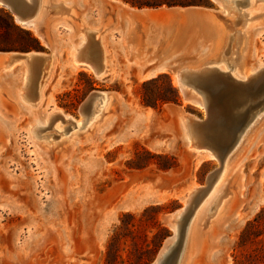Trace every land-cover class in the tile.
I'll list each match as a JSON object with an SVG mask.
<instances>
[{
	"label": "rangeland",
	"instance_id": "rangeland-1",
	"mask_svg": "<svg viewBox=\"0 0 264 264\" xmlns=\"http://www.w3.org/2000/svg\"><path fill=\"white\" fill-rule=\"evenodd\" d=\"M208 1L209 6L187 9L207 13L201 23L185 12L157 22L173 30L179 20L184 29V46L188 45V51L173 62L170 72L161 73L168 74L172 81L178 78L176 73L181 68L206 66L193 52L200 39L198 29L202 27L206 34L218 35L220 43L222 6L242 20L250 10L264 19V0H230V6L226 5L227 0ZM76 3L74 0L78 10ZM207 8L216 10L215 14ZM51 14H43L36 23L45 36L43 40L37 36V29L15 22L7 7L0 6V53L37 46L35 39L43 44L41 52L50 53L47 46L69 27L57 26ZM74 17H78L77 13ZM78 32L75 45L67 52V62L58 72L51 57V85L36 109L19 103L21 63L12 69L20 71L15 93L0 102V264H155L175 235L172 219L186 207L187 196L196 187H200L199 192L206 190L209 175L220 168L214 150L216 158L212 159L187 145L185 118H205V107L196 95L186 99L179 86L180 104H165L160 109L144 106L140 96L142 84L161 74L146 78L152 67L134 65L129 60L116 64L108 77L110 70L99 78L84 66L74 68L76 48L81 43ZM104 58L107 60L106 54ZM254 59L264 65V36L255 40ZM206 73L220 76L218 72ZM9 74L1 71L0 64V76ZM263 76L264 69L249 82ZM222 77L229 80L224 83L228 88L236 86L229 77ZM165 83V79L158 83L161 93L165 92ZM201 86L198 92L206 102V88ZM97 93L112 97L111 124L83 137L89 123L78 129L75 120L83 119L85 102ZM99 104L97 101L95 106ZM101 108L102 105L98 110ZM54 111L75 120L62 123V118L53 116L48 124L45 122L46 126L34 132L33 125L43 122ZM259 116L240 151L231 158L224 185V189L234 193L224 223L219 225L228 242L218 249L210 239H199L200 234L212 230L204 229L209 217L204 212L203 225L195 233V254L190 264H234V249L241 233L264 209V106L247 125ZM195 125L191 128L197 142H209V146L215 143L210 134ZM72 136L82 138L62 145ZM144 150L150 155L139 156ZM199 192L192 195L194 207L203 195ZM258 239H264V234ZM211 250H216L213 260L208 256Z\"/></svg>",
	"mask_w": 264,
	"mask_h": 264
},
{
	"label": "bare ground",
	"instance_id": "bare-ground-1",
	"mask_svg": "<svg viewBox=\"0 0 264 264\" xmlns=\"http://www.w3.org/2000/svg\"><path fill=\"white\" fill-rule=\"evenodd\" d=\"M12 1H14L18 7L20 6L23 8V14L27 17L25 20H19V18L16 17V22L22 24L25 28L30 27L33 29L34 27L35 29H37V36L42 38L43 40L45 37L43 32H41L39 28H36L37 20L42 18L43 14L51 12V15L56 18L57 26L60 27L61 25L68 27V25L70 26L72 24L69 23L71 20H73L74 14L76 13V9L74 7V0ZM116 1L121 2L120 0ZM213 1H215V3L218 2V0ZM227 4H230V0L226 1V5ZM0 6L7 7L6 5H4L2 0H0ZM246 6L247 5H245V7ZM250 11H248V17L245 20H242L237 18V15L236 17L232 16L233 13L230 14L229 12H227L224 6H222L221 12L223 15L220 19V23L222 24L223 32L221 36L222 39H219L221 42H218L219 44L217 45L216 50L213 51L210 48H205L202 51L201 55L199 54L201 56V59L205 61L206 66L203 65V67H200L198 69H194L192 67H185V71L180 73V75L185 73L192 76L194 75V73L199 72H218L220 76L229 77V79L232 80L233 85H236L238 87V91L242 92V86L246 83H249V81L254 76H256L264 69V65H259V63L254 59L255 40L259 36H264V19L261 18L260 14H255L253 10ZM161 12L165 13V11ZM179 13H181V11ZM157 17L159 18L160 15H157ZM243 17H246V15H243ZM86 19L87 18L83 19L84 27H82V30L80 31L81 43L76 48L77 53L75 54L76 58H74L75 61L73 62V67L78 68L80 66H84L85 68L91 70L97 77L101 78L110 70V64L104 58L105 52L101 51L100 47H98V42H100L102 38V32L100 27L94 24H89ZM51 57V55L45 53L41 54L34 51L27 54H20L14 52H4L0 54L1 71L6 74H9L11 71H13L12 69H14L17 63H21L19 65L21 66L22 83L18 87V97L21 101H19L20 105L26 106V108L29 109H36L38 107L39 103L43 99L44 93L47 89L50 88L51 85L50 80L53 75L54 67L53 63L50 61L52 60ZM214 64H217V66H210ZM180 75L178 78L176 77L173 79L174 85L176 87L180 86V88L184 92V95L186 96V99H188V96L190 95H196L200 100V105L205 107V102L200 93L198 92L199 89L202 90L201 85H203V83H201L196 78L192 77L191 80L194 84L191 85V87H186V85L181 82ZM236 75H238L239 77H237ZM262 78L263 79L261 80L264 81V76ZM97 101L100 102L99 106L102 105V108L99 110V106H95V103ZM112 105V97L108 93H97L96 95H90L82 109L83 119L81 121L75 120L73 117L65 116L61 113V111H54L51 113L52 115L47 114L44 117L43 122H36V125H33L32 129L35 132L36 128L46 126L49 122L47 121L49 118H54L53 116H58L59 118H62V123H69L70 121L75 120V127H77L78 129L83 128L85 124L88 125L89 123L87 128L83 131L84 133H82L83 137H89L97 132H100L101 130L103 131V129L105 130L106 127L108 128V126H110V122L112 120V113L110 109L112 108ZM88 115H90L89 118H87ZM261 116H259L258 118L256 117L257 119L251 121L245 127V129L241 131L239 137L228 152H226L224 155H219L220 158L218 157V159L220 162V168L216 169L213 173L209 175L207 183L208 187L206 188V190L199 192L200 187H196L187 196V198L185 199L186 209L183 208V210H178L177 214L172 219V227L175 235L172 240L166 244V247L160 253L158 259L164 255L171 254L173 248L177 243L178 233L179 231H181L183 233V236L179 249L175 251L174 256L170 258L166 262V264H190L195 254V233L197 227L203 225L202 222L205 214L204 212L209 213V217L206 221L207 228L204 229L210 231L214 226L224 220L227 208L229 207V204L234 198L233 191L230 192L229 190L224 189L226 177L231 166V158L235 156L239 148L242 147L241 144L243 140L247 136L251 127H253L254 123L258 121ZM87 120L89 121L87 122ZM197 121L199 120L189 116L185 118V124L187 125L188 148L195 150L198 153L205 154L212 159H215L216 152L214 153V149L208 145L209 142H204L201 144L193 138L195 132H192L191 127L193 124L198 125ZM81 138V136H72L70 139L66 140V142L62 145L65 146V144L77 142L81 140ZM194 192L203 193L201 198L198 199V202L195 207L193 205L192 196L194 195ZM186 212H188V214L184 217ZM208 256L210 259L213 260L216 257V250H211ZM158 259L155 264L158 263Z\"/></svg>",
	"mask_w": 264,
	"mask_h": 264
},
{
	"label": "crops",
	"instance_id": "crops-1",
	"mask_svg": "<svg viewBox=\"0 0 264 264\" xmlns=\"http://www.w3.org/2000/svg\"><path fill=\"white\" fill-rule=\"evenodd\" d=\"M76 4L79 5V11L76 10L78 17L74 19L72 24L70 23L71 25L68 28L62 30L59 33L60 35L57 34L59 36L51 42L50 46H47L50 51L48 55L51 54L53 57L57 72L61 65L66 64L67 52L72 50L73 45H75L76 40H74V37L78 31V34L80 33L84 18H87L101 29L102 38L98 42V47H100L101 51L105 52L110 64V71L106 77L113 72L116 64L118 65V63L121 64L129 60L134 65L152 67L146 78H154L158 74L170 72L174 64L173 62L179 57L184 56L185 51H188L186 48L188 45L184 46L186 43H184V29L182 24H180L181 21L177 20L175 27L171 30L157 23L158 20L178 16L182 12H185L191 15L193 21L201 23L207 15L204 11H187L189 8L197 7H181L183 8L181 9L178 6L138 9L131 7L123 1L119 2L116 0H77ZM179 10L181 13H179ZM207 10L213 11L214 14L216 12V10L208 8ZM161 11H165V13ZM157 15H160V17L158 18ZM198 36H200V39L193 52L201 55L205 48H210L213 51L216 50L218 35L206 34L202 27H200L198 29ZM186 68H181L177 71L176 76L178 75L179 77L180 73L185 71ZM194 74L208 75V73L200 72ZM19 76L20 71L18 68L13 70L9 75L0 76V102L13 96ZM223 223L221 222L214 226L211 232L206 235L200 234L199 239H210L211 243L216 246L215 248H224L228 239H226L222 227L219 226Z\"/></svg>",
	"mask_w": 264,
	"mask_h": 264
},
{
	"label": "water",
	"instance_id": "water-1",
	"mask_svg": "<svg viewBox=\"0 0 264 264\" xmlns=\"http://www.w3.org/2000/svg\"><path fill=\"white\" fill-rule=\"evenodd\" d=\"M2 2L8 7L7 9L10 11L15 22L16 17L19 20H25L27 18L23 14V8L20 6L19 8L14 1L2 0ZM33 51L44 54L41 51ZM9 52L27 54L32 51ZM192 77L203 83L206 88L204 89L205 93H203L206 101L204 109L205 118L199 119L196 117L199 120L197 123L207 134L213 137L215 143L210 147L218 153L217 157L220 158L219 155H224L233 146L239 136V132L247 126L249 119L255 115L256 111L264 106V81L261 78L252 80L242 86L243 90L241 92L238 91L237 86L235 88H228L224 83H229V80L222 76H207L206 74H194L191 76L183 73L180 75V80L186 87H191L194 84L191 80ZM187 214L188 212L184 216ZM182 236L183 233L179 231L178 241L173 251L169 255L160 257L157 264H166L174 256L176 249L181 244Z\"/></svg>",
	"mask_w": 264,
	"mask_h": 264
},
{
	"label": "trees",
	"instance_id": "trees-1",
	"mask_svg": "<svg viewBox=\"0 0 264 264\" xmlns=\"http://www.w3.org/2000/svg\"><path fill=\"white\" fill-rule=\"evenodd\" d=\"M133 8L157 9L163 6L167 7H194V6H209L208 0H121ZM10 20V17L7 16ZM37 46L27 48H14L10 51H43L44 48L37 41ZM165 79V92L161 93L159 89V81ZM155 88V89H154ZM155 90V92H154ZM141 102L146 107L160 109L165 104H180L181 96L179 89L174 85L171 77L168 74H161L158 77L144 82L140 90ZM148 151H142L139 156H149ZM168 158L167 156H164ZM173 159V158H169ZM264 209L248 223L246 228L241 233L240 239L234 249V264H264V239H258L264 234ZM238 248V250H237Z\"/></svg>",
	"mask_w": 264,
	"mask_h": 264
}]
</instances>
